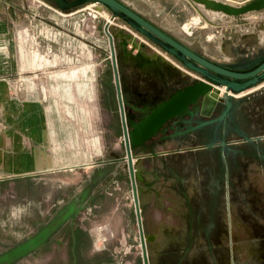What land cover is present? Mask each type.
Here are the masks:
<instances>
[{"label": "flooded vegetation", "instance_id": "flooded-vegetation-1", "mask_svg": "<svg viewBox=\"0 0 264 264\" xmlns=\"http://www.w3.org/2000/svg\"><path fill=\"white\" fill-rule=\"evenodd\" d=\"M118 1L163 30L189 42L196 41L197 48L211 52L205 39L208 32L195 40L185 34L177 20L169 24L162 19L166 10L186 13L174 0ZM158 1L163 3L160 8L156 5ZM115 22L121 23L119 19ZM232 48L217 49L214 53H235ZM108 54L105 93L112 107L111 132L119 139L120 150L114 148L105 159L114 160L112 167L117 176L111 172L96 186L95 192L113 185L121 190L124 184L128 185L129 213L139 249L138 262L134 264H143L109 44ZM132 54L121 46L117 52L127 131L133 130V124L148 114L151 105L166 97L172 87V71L156 63L144 67ZM248 98L250 102L233 111L224 125L220 122L215 128V119L222 115L224 108L199 115L197 121L191 122L192 127H197L199 121L211 122L194 130L188 124L178 127L169 121L132 149V164L136 163L134 170L139 175L136 190L148 264H264V91ZM244 137L252 143H247ZM257 137L263 138L262 141ZM210 139L212 147L208 146ZM83 210L72 225L67 221L58 236L32 256L54 244L64 256L55 254L45 264H112L106 262L109 259L106 252H88L92 248L90 240L78 221Z\"/></svg>", "mask_w": 264, "mask_h": 264}, {"label": "water", "instance_id": "water-1", "mask_svg": "<svg viewBox=\"0 0 264 264\" xmlns=\"http://www.w3.org/2000/svg\"><path fill=\"white\" fill-rule=\"evenodd\" d=\"M62 11H73L84 5H92L95 10L106 15L104 32L108 39L110 57L117 92V101L122 115L124 149L126 152L127 169L131 181L134 208L138 219L139 237L142 246L143 264H148L143 233L140 227L138 193L136 180L139 175L136 163L132 164L134 154L132 149L143 140L155 135L169 121L178 127L188 124V128L197 129L209 122L199 121L197 127L191 122L197 121L199 115L210 114L224 108L222 115L216 118V127L223 125L232 117V112L248 104L249 98L264 91V21L250 28H231V33L225 32L217 45L209 44L210 53L217 49L229 48L234 40L235 53L226 54V58L215 56L200 50L196 41L189 42L185 38L165 31L158 25L142 17L129 6L118 0H45ZM196 11L197 15L181 28L188 36L197 30L207 27V23L220 24L222 21L238 22L244 15L264 10V0H185ZM119 19L121 23L115 22ZM198 36H193L197 38ZM212 41L211 37L205 38ZM132 52L136 60L144 67L156 63L172 71V87L166 97L157 104L151 105L148 114L138 123L133 124V130L127 131L123 116V100L121 81L118 76L117 52L119 47ZM247 48H250L247 50ZM227 52V51H226ZM227 117H229L227 119ZM214 120V121H215ZM264 138V137H263ZM257 137L258 141H262ZM247 143L251 139L244 137ZM210 139L209 147H212ZM224 145V141H222ZM255 145V144H253ZM121 160V159H120ZM114 160H101L92 164L90 173L81 183L80 188L63 202L54 214L43 223L37 224L35 231L14 243L0 241V264H24L23 260L36 250L57 237L67 221L72 225L76 215L83 210L97 192L96 186L111 172ZM59 241V240H57Z\"/></svg>", "mask_w": 264, "mask_h": 264}, {"label": "rangeland", "instance_id": "rangeland-1", "mask_svg": "<svg viewBox=\"0 0 264 264\" xmlns=\"http://www.w3.org/2000/svg\"><path fill=\"white\" fill-rule=\"evenodd\" d=\"M3 1L5 8L2 15L8 26L16 32L18 54L25 65L24 75L42 76V84L45 92L48 90L50 100L53 99L56 105L59 103L86 113L84 116L91 121V128L99 122L102 125L107 122L109 127L112 107L106 101L104 80V73L109 65L108 39L104 32V23L108 17L90 4L73 11H62L45 0ZM162 4L158 1L157 8ZM174 4L181 6L186 13L177 14L166 10L162 19L169 24L177 20L181 26L197 15L185 0H174ZM261 20L264 21V10L246 14L234 23L227 20L220 24L207 23L206 28L197 30L191 37L200 38L202 33L208 32L207 36L212 41L206 40L207 44L217 45L225 32L231 33V28L239 31V28H250ZM212 55L218 56L215 53ZM79 118L75 117L77 120ZM109 130L112 145L120 150L119 139ZM82 180H75L77 182L72 184V189H77ZM43 181L42 176L0 180V241L10 244L25 238L35 231L40 220L44 221L57 207L51 206L46 214H39L46 199L56 202L61 196L56 188L60 181L53 178L47 182L55 189L52 192L54 194L44 197L43 187L46 186L42 184ZM127 187L124 184V188L119 190L120 194L105 209H84L78 217L79 223L95 234L94 241L90 243L92 248L88 252L104 251L108 253L112 264L138 262L135 227L131 224V214L127 213V209L131 207ZM70 197H63V200ZM55 254L64 256L52 244L24 259L23 263L45 264Z\"/></svg>", "mask_w": 264, "mask_h": 264}, {"label": "crops", "instance_id": "crops-1", "mask_svg": "<svg viewBox=\"0 0 264 264\" xmlns=\"http://www.w3.org/2000/svg\"><path fill=\"white\" fill-rule=\"evenodd\" d=\"M3 3L0 0V180L42 176L45 180L42 184L46 186L44 197L53 195L55 190L47 181L59 180L56 188L61 196L56 202L46 199L39 209V214H43L51 206L61 205L65 201L63 197L72 196L80 188L72 189L75 180L84 179L92 169L91 163L105 160L116 147L108 136L111 126L107 122L91 128L86 113L50 100L42 76L24 75L16 32L2 15ZM230 42L228 46L236 45L234 40ZM218 56L226 58L225 54ZM119 194L117 188L105 187L85 210L105 209ZM130 211L128 208L127 213ZM84 230L90 243L94 241L95 234Z\"/></svg>", "mask_w": 264, "mask_h": 264}, {"label": "trees", "instance_id": "trees-1", "mask_svg": "<svg viewBox=\"0 0 264 264\" xmlns=\"http://www.w3.org/2000/svg\"><path fill=\"white\" fill-rule=\"evenodd\" d=\"M106 262H108V263H111V261H110V260H107Z\"/></svg>", "mask_w": 264, "mask_h": 264}]
</instances>
